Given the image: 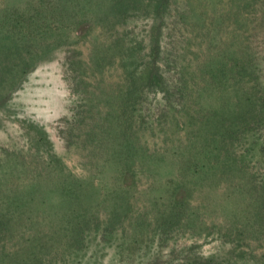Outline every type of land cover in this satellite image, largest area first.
<instances>
[{
  "label": "trees",
  "instance_id": "16d2710c",
  "mask_svg": "<svg viewBox=\"0 0 264 264\" xmlns=\"http://www.w3.org/2000/svg\"><path fill=\"white\" fill-rule=\"evenodd\" d=\"M5 5L0 38L8 40L0 46V108L36 63L38 51L53 45L20 38L15 27L41 28L61 39L73 31V44L83 41L64 49L62 65L74 104L58 134L66 150L76 151L87 176L81 179L63 170L61 157L46 147L49 137L43 125L33 126L35 133L27 132V150L6 151L0 159V264H34L38 252L53 249L60 238L58 225L47 232L50 236L37 227L29 232L35 206L42 201L51 214L58 215L63 208L73 235L98 216L106 219L110 215L103 205L106 198L92 209L83 207L81 194L96 184L90 178L97 171L101 182L109 177L121 186H132L136 168L155 164V155L148 154L141 142L142 124L171 129L174 121L176 126L179 122L177 116L183 120L185 142L183 146L178 142L177 148L186 151L182 149L183 155L173 163L179 180L184 169L191 172L182 186L180 180L181 189L171 192L169 215L184 213L190 198H200L202 204L208 198V181L235 173V163L243 160L234 157L242 146L239 129L246 132L264 121V54L259 57L254 42H240L235 19L239 11L231 3L25 0L22 7ZM259 24L258 31L264 33L263 17ZM260 48L264 52V46ZM151 94L160 96L159 103ZM110 166L113 174L107 176ZM198 213L194 208L192 215ZM250 213L264 224V201ZM245 214L240 212L241 226L236 228L242 227ZM255 231L239 234L246 238ZM246 254L251 256L252 250ZM193 264L223 263L207 257Z\"/></svg>",
  "mask_w": 264,
  "mask_h": 264
},
{
  "label": "rangeland",
  "instance_id": "374dc122",
  "mask_svg": "<svg viewBox=\"0 0 264 264\" xmlns=\"http://www.w3.org/2000/svg\"><path fill=\"white\" fill-rule=\"evenodd\" d=\"M222 1L224 6L231 3L239 11L235 19L240 42H254L256 53L261 57L264 54L260 48L264 46V33H260L258 27L263 17L264 29V0ZM6 2L10 6L22 7L25 0H0V15ZM14 30L20 38L30 42H52L53 45L38 51L36 63L28 69L9 102L0 108V159L4 158L6 151L27 150L30 145L27 132L35 133L33 126L43 125L49 137L46 147L61 157L63 170L83 179L87 173L80 164L81 159L76 151L65 149L58 134L60 122L74 104L62 65L64 49L80 46L83 41L73 44V31L61 39L60 35L57 37L56 33L41 28L18 26ZM0 31L4 28L0 27ZM7 40L0 38V46L7 44ZM81 50L85 52V49ZM151 98L154 103H159V95L151 94ZM177 118V126L174 121L175 126L171 129H161L156 124L152 127L144 124L143 127L141 123L142 145L148 147V154L155 155L156 161L136 168L135 185L121 186L117 179L109 180V177L105 183L101 182L99 171L92 175L90 179L96 184L85 188L80 202H84L83 207L93 209L106 198L103 205L110 211L106 219L98 216L89 224H83L79 234L73 235L70 232L72 224H67L63 208H59L62 211L55 215L45 211L48 206L45 207L43 201L35 206V211L39 212H34V225L29 232L36 231L37 227L47 233L58 225L60 238L52 250L38 252L34 264H193L196 259L207 257H214L223 264L230 260L237 264H264V224L260 225L262 221L255 218V212L250 213L264 201L261 199L264 193V121L246 132L239 129L238 145L242 146L234 157L237 160L243 157V160L237 166L235 163V173L232 170L230 174L208 181L205 187L208 198L202 204L200 198H190L184 213L181 211L175 217L169 215L172 208L169 200L171 192L181 189L177 187L181 179H178L173 160L178 159L177 155H183L179 153L182 149L186 151L185 147L177 148L178 142L181 146L185 142L181 131L183 120ZM168 124L172 127L171 122ZM111 168H108L107 176L113 174ZM190 172L184 169L181 186L190 177ZM194 208L200 211L197 217L192 215ZM243 211L252 217V221L245 214L242 227L236 228V224L241 226L238 217ZM59 223L67 225L62 227ZM250 229L256 231L250 236L245 235L246 238L240 237V232L244 235ZM47 236L50 235L47 233ZM250 250L252 254L248 256L246 253ZM242 251L245 252L243 256Z\"/></svg>",
  "mask_w": 264,
  "mask_h": 264
}]
</instances>
